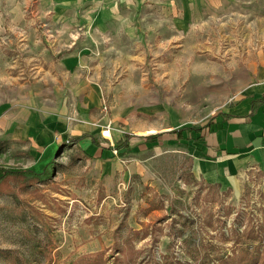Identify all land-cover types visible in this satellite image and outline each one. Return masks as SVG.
I'll use <instances>...</instances> for the list:
<instances>
[{
	"label": "rangeland",
	"instance_id": "1",
	"mask_svg": "<svg viewBox=\"0 0 264 264\" xmlns=\"http://www.w3.org/2000/svg\"><path fill=\"white\" fill-rule=\"evenodd\" d=\"M161 19L133 40L119 34L86 45L97 53L88 75L103 89L95 109L102 133L166 131L146 149L114 150L125 166L116 182L79 177L86 166L74 149L43 164V148L0 120V166L37 171L11 172L0 184V264H232L246 250L264 253L253 236L264 230V170L238 171L237 189L207 182L191 171L196 143L167 131L207 123L237 97L238 67L264 48V0H236L182 30ZM26 66L11 72L25 82L18 92L37 91ZM9 83L0 84V102L14 92Z\"/></svg>",
	"mask_w": 264,
	"mask_h": 264
},
{
	"label": "crops",
	"instance_id": "2",
	"mask_svg": "<svg viewBox=\"0 0 264 264\" xmlns=\"http://www.w3.org/2000/svg\"><path fill=\"white\" fill-rule=\"evenodd\" d=\"M235 1L0 0V73L4 77L0 84L7 88L15 82L8 88L14 89L13 94L8 92L0 102L4 111L0 120L4 125L9 121L16 136H29L33 149L43 148V164L57 149L63 153L74 149L79 154L75 160L86 166L84 177H79L116 182L125 166L114 150L126 148L118 147L125 135L117 128L104 135L96 124L100 112L95 109L103 102V89L88 75L92 73L89 58L97 53L86 45L119 34L133 40L141 27L158 17L164 18L159 24L168 20L181 30L200 25L226 13ZM25 58L28 66L23 64ZM244 61L246 65L238 67L245 73L239 76L234 101L219 110L202 137L178 139L199 148L192 157L193 174L224 187L232 183L236 187L235 179L239 184L236 174L241 169L255 165L264 170V48ZM25 66L37 73L39 90L18 92L25 82L11 72L22 73ZM77 114L83 119H77ZM157 132H162L157 138L147 137ZM165 132H128L127 148L146 149L159 143Z\"/></svg>",
	"mask_w": 264,
	"mask_h": 264
},
{
	"label": "trees",
	"instance_id": "3",
	"mask_svg": "<svg viewBox=\"0 0 264 264\" xmlns=\"http://www.w3.org/2000/svg\"><path fill=\"white\" fill-rule=\"evenodd\" d=\"M213 123V120L211 119L210 121H208L207 123H204L202 125H188V126H183L180 128H172L169 130V132L173 133L174 135H176V137L178 139H190V138H197L199 139L200 137L203 136V132L202 130H204L205 128H209L210 125ZM162 132H157L153 135H147V137H152L153 139L157 138L159 135H161ZM131 135L129 133H126L125 135V139L123 141H121L120 143H118V147L120 146H125L127 148V141L129 139ZM75 139H69V141H74ZM117 147V148H118ZM46 170V169H45ZM44 170V172H45ZM11 172H30L33 174H37V171L27 168V169H9L3 166H0V184L1 182L6 181L7 176L11 173ZM260 231V232H259ZM255 238H259L262 241H264V230H255L254 229V233H253ZM264 252V250H263ZM238 257L235 259L236 262L232 263V264H264V253H260V255H256V253L251 252V250H246L243 253L237 255ZM259 256H262V261L259 262ZM104 259L99 258V260L97 262H94L95 264H104ZM180 261V260H179ZM225 262L228 260H224ZM163 261H161L160 259H154L153 264H163ZM228 263V262H226ZM231 264V263H229Z\"/></svg>",
	"mask_w": 264,
	"mask_h": 264
},
{
	"label": "bare ground",
	"instance_id": "4",
	"mask_svg": "<svg viewBox=\"0 0 264 264\" xmlns=\"http://www.w3.org/2000/svg\"><path fill=\"white\" fill-rule=\"evenodd\" d=\"M150 131H152V130H150ZM104 135L110 136L111 135L110 130L109 129H105Z\"/></svg>",
	"mask_w": 264,
	"mask_h": 264
},
{
	"label": "built area",
	"instance_id": "5",
	"mask_svg": "<svg viewBox=\"0 0 264 264\" xmlns=\"http://www.w3.org/2000/svg\"><path fill=\"white\" fill-rule=\"evenodd\" d=\"M248 177H249V174H248V172H246V178L248 179Z\"/></svg>",
	"mask_w": 264,
	"mask_h": 264
}]
</instances>
